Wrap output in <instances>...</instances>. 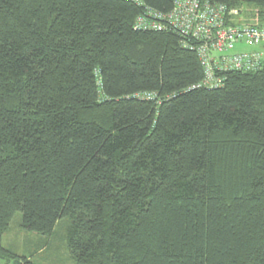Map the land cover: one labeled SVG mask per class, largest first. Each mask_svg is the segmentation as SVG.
I'll return each mask as SVG.
<instances>
[{"label": "trees", "instance_id": "1", "mask_svg": "<svg viewBox=\"0 0 264 264\" xmlns=\"http://www.w3.org/2000/svg\"><path fill=\"white\" fill-rule=\"evenodd\" d=\"M206 1L264 25V0ZM141 2L0 0L7 263L35 264L1 245L20 213L45 237L67 219L75 264H264V57L196 87L179 33L134 27L173 0Z\"/></svg>", "mask_w": 264, "mask_h": 264}, {"label": "built area", "instance_id": "2", "mask_svg": "<svg viewBox=\"0 0 264 264\" xmlns=\"http://www.w3.org/2000/svg\"><path fill=\"white\" fill-rule=\"evenodd\" d=\"M129 1L143 6L141 0ZM234 14L206 0H173L172 9L166 13L144 7L134 27L142 31L179 33L185 39L184 46L195 52L203 67L204 79L196 87L214 88L222 83V74L256 71L264 57L262 52L232 53L238 44L264 47V25H225L228 16ZM151 96L141 94L140 97L150 99Z\"/></svg>", "mask_w": 264, "mask_h": 264}, {"label": "rangeland", "instance_id": "3", "mask_svg": "<svg viewBox=\"0 0 264 264\" xmlns=\"http://www.w3.org/2000/svg\"><path fill=\"white\" fill-rule=\"evenodd\" d=\"M237 22L241 24H257V11L254 6L244 4L241 9L234 11ZM243 52H262L264 55V47L248 46L238 44L233 50L235 53ZM22 215L15 214L9 229L3 235L1 245L4 249L9 250L17 257H29L35 264H75L71 258L66 246V231L68 226L67 219L60 220L55 226L52 234L48 237L29 233L21 228ZM39 244L43 246L39 247ZM0 264L7 263L0 259Z\"/></svg>", "mask_w": 264, "mask_h": 264}]
</instances>
